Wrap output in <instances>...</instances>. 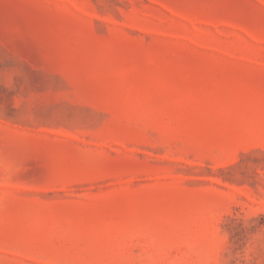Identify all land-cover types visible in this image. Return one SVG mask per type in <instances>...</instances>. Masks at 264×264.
Returning a JSON list of instances; mask_svg holds the SVG:
<instances>
[{
    "label": "rangeland",
    "instance_id": "rangeland-1",
    "mask_svg": "<svg viewBox=\"0 0 264 264\" xmlns=\"http://www.w3.org/2000/svg\"><path fill=\"white\" fill-rule=\"evenodd\" d=\"M0 264H264V0H0Z\"/></svg>",
    "mask_w": 264,
    "mask_h": 264
}]
</instances>
